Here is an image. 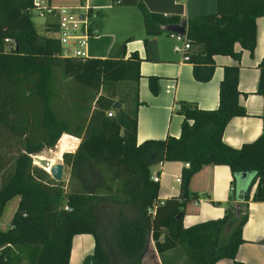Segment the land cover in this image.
Returning a JSON list of instances; mask_svg holds the SVG:
<instances>
[{
    "label": "trees",
    "instance_id": "1",
    "mask_svg": "<svg viewBox=\"0 0 264 264\" xmlns=\"http://www.w3.org/2000/svg\"><path fill=\"white\" fill-rule=\"evenodd\" d=\"M119 2L140 9L148 36L161 33L163 24L183 20L186 36L201 46L190 55L192 74L200 81L212 76L215 54L238 58L236 43L252 53L256 17L264 14V0H217L215 11L187 18L149 10L143 0ZM33 5L34 0H0V217L6 202L19 196L10 226L0 229V264H69L72 237L84 232L94 236L84 264H141L150 238L159 252L182 246L198 264H222L223 258L245 264L236 251L243 241L247 201L264 200V109L258 138L238 148L223 141L229 119L247 114L239 101V66L224 65L217 107L181 100L178 136L138 142V52L127 57L62 56L59 40L36 29ZM46 26L54 31L56 25L48 21ZM54 66L96 92L86 120L79 114L62 116L54 107ZM257 66L256 92L264 99V56ZM149 82L156 91V77L149 76ZM114 101L120 106L114 107ZM110 109L114 115L108 116ZM64 132L81 137L74 151L62 154L64 167L78 183L69 191L63 178L54 179L32 158L61 138L60 155L66 147ZM159 160L187 161L189 166L181 171L178 193L151 213L159 183L150 177L149 165ZM207 164L229 166L230 202L222 217L184 226L185 205L199 197L190 189L191 177ZM103 169L107 181L100 176ZM255 181L258 187L250 196Z\"/></svg>",
    "mask_w": 264,
    "mask_h": 264
},
{
    "label": "crops",
    "instance_id": "2",
    "mask_svg": "<svg viewBox=\"0 0 264 264\" xmlns=\"http://www.w3.org/2000/svg\"><path fill=\"white\" fill-rule=\"evenodd\" d=\"M48 1L58 5H89L97 12L91 23L94 34L88 39V56L127 57L130 52L137 51L142 58L140 62L142 76L138 83V142L147 138H163L167 134L178 136L183 119V114L180 112L181 100L194 101L205 109L217 107L219 82L223 76V67L228 64L239 66L238 89L241 92L239 101L245 106L247 114L232 116L224 127L222 139L225 143L238 148L262 134L264 99L256 90L259 79L257 65L264 56V14L256 17V42L252 53L236 43L235 48L240 51L238 58L227 54H215L212 76L206 81H200L192 74V60H184L180 53L174 51L173 32L163 30L157 35H146L142 13L137 11L139 8L136 5L114 3L112 0ZM143 2L149 10L165 15H179L183 18L215 11L217 8V0H143ZM46 25L44 21V29ZM200 49L199 44L191 42L190 55ZM149 76L156 77V91L150 85ZM75 84L72 93L69 90L71 86L66 90H60L62 93L60 100H70L79 105L77 101L81 97V88L78 87V83ZM62 134L69 135L64 150L74 151L81 137L65 132ZM60 162L63 163L62 160ZM184 166L185 162L180 160L161 162L159 160L149 165L150 177L159 176L157 181L159 200L164 201L178 193L180 182L176 178L180 177ZM62 178L65 180L66 190L78 186L64 165ZM257 187L258 181H255L251 186L250 196ZM190 189L196 191L199 197L188 201L185 205L184 226L222 217L230 202L229 195L232 190L229 166L204 165L192 175ZM247 209L248 216L241 227L243 241L238 245L236 258L245 264H264V200H253L250 197L247 201ZM93 248L94 236L91 233L74 234L69 264H84V256L92 253ZM185 256L184 251H179L177 246L159 252L153 239L150 238L148 250L141 264H181L185 262ZM185 263L188 264L187 261Z\"/></svg>",
    "mask_w": 264,
    "mask_h": 264
},
{
    "label": "built area",
    "instance_id": "3",
    "mask_svg": "<svg viewBox=\"0 0 264 264\" xmlns=\"http://www.w3.org/2000/svg\"><path fill=\"white\" fill-rule=\"evenodd\" d=\"M31 11L44 17L46 23L48 21L55 23V30L51 33L60 42V55L81 58L89 57L87 53L88 39L94 34L91 23L97 14L89 5H58L51 4L48 0H34ZM174 37V51L180 53L184 60H189L191 41L186 36V29L184 34L174 33ZM5 40L12 42L10 38H6ZM107 115H114V111L112 109L108 110ZM185 166H189L187 161L185 162ZM46 170L50 172L48 169ZM152 179L158 181L159 176L155 175ZM176 179L180 182V177ZM160 203H163V200L157 199L148 208V211L153 213L156 205Z\"/></svg>",
    "mask_w": 264,
    "mask_h": 264
},
{
    "label": "rangeland",
    "instance_id": "4",
    "mask_svg": "<svg viewBox=\"0 0 264 264\" xmlns=\"http://www.w3.org/2000/svg\"><path fill=\"white\" fill-rule=\"evenodd\" d=\"M137 11L139 13H141L139 9ZM31 17H32V20L34 21L36 29L38 30V32L41 35L42 34L43 35H51L52 34L50 31L46 32V30H45L46 28L45 29L43 28V23L45 21L44 17L39 16V15L33 13V12L31 13ZM54 75H55L54 85H55V89H56V92H57V96L54 98L53 104H54V107L56 108L57 112L60 115H62V116H74V115H78L79 114L80 118L82 117V120H86L88 118L90 110L93 107V104L95 102L96 92L93 89H90V88H88V87H86V86H84L82 84L79 85L80 83H78L77 84L78 87L81 88V92H80L81 97H80V100L77 101L79 103V105L75 104L73 102H70V100H60L59 97L62 94L60 92V90L61 89L62 90H66V89L69 88V86H71V88L69 90H71V93H72L74 91V85H76L75 84L76 82H74L72 80V78L67 77L63 73V71L60 69L59 66H54ZM66 78H69V79L66 80ZM77 106H78V108H77ZM65 137L68 138L69 135L65 134ZM60 139L57 140V142L55 143L54 146L45 147L41 151L33 154L32 158H33L34 163L39 165V166H42L45 169L49 170L50 166L53 163H55L57 161H61V160L63 161V158H62L63 152L69 151V150H63V151H61L60 155L58 154V149H59L58 148V142L60 141ZM65 142H67L66 139H65ZM69 149H72V148H69ZM60 156H61V158H60ZM100 176L107 181L108 173L104 169L100 173ZM100 176H98V177H100ZM101 177H100V179H101ZM107 183L114 184V182L113 183L106 182V184ZM114 185H112V186H114ZM76 188H78V186H76ZM99 191H104V190L102 188H100ZM18 198H19V196L16 195V196L10 198L6 202V204H5L4 208H3L2 214H1V217H0V229H6V228H8V226H10V219H11L13 210L15 209L16 202H17ZM228 234H229V231L226 233V236ZM177 249H179V251H183V248L180 245L177 246ZM185 257H186L185 262L187 261L188 264H198V263L192 261L187 256H185ZM220 261L221 262H219V263H222V264H232L233 263L231 258H223ZM185 262H182L181 264H186Z\"/></svg>",
    "mask_w": 264,
    "mask_h": 264
},
{
    "label": "water",
    "instance_id": "5",
    "mask_svg": "<svg viewBox=\"0 0 264 264\" xmlns=\"http://www.w3.org/2000/svg\"><path fill=\"white\" fill-rule=\"evenodd\" d=\"M161 28L165 31L173 32V33L184 34V32H185V24H184L183 20H181L179 22L163 24L161 26ZM113 106L119 107L120 102L114 101ZM49 171H50V174L52 175V177L54 179L60 180L62 178V173H63V163L60 161L53 163L50 166Z\"/></svg>",
    "mask_w": 264,
    "mask_h": 264
}]
</instances>
